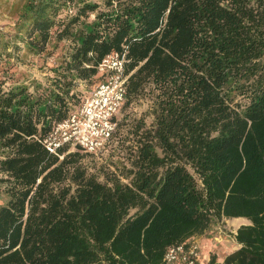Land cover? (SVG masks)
I'll return each mask as SVG.
<instances>
[{
  "label": "trees",
  "instance_id": "1",
  "mask_svg": "<svg viewBox=\"0 0 264 264\" xmlns=\"http://www.w3.org/2000/svg\"><path fill=\"white\" fill-rule=\"evenodd\" d=\"M13 21L0 31V264H163L169 245L240 217L238 248L204 264H264V0H22ZM21 50L58 53L48 86L15 78ZM123 51L122 108L148 88L152 117L102 182L84 152L39 139L80 105L75 80L95 87Z\"/></svg>",
  "mask_w": 264,
  "mask_h": 264
},
{
  "label": "rangeland",
  "instance_id": "2",
  "mask_svg": "<svg viewBox=\"0 0 264 264\" xmlns=\"http://www.w3.org/2000/svg\"><path fill=\"white\" fill-rule=\"evenodd\" d=\"M101 2V1H99ZM22 0H0V31L11 32L13 26V15L16 11H19ZM76 7L71 6L70 9H65L62 16L73 14ZM94 18L92 14H89V18ZM64 51L67 50L68 41L64 42ZM64 43H59L57 52L61 51ZM63 51V49H62ZM67 54V53H66ZM64 57L67 58V55ZM19 57L13 60V65L16 69L14 76L20 83L30 85V89H34L38 83L43 86H48L52 81L53 72L51 66L57 61L58 53L53 55H38L33 52H26L21 50L18 53ZM59 58L58 61H62ZM102 78V77H101ZM91 79L81 80L77 79L74 82V92L82 99L94 88L90 83ZM11 82L8 80L5 85H9ZM144 90L142 95L136 98L128 106L122 108L118 113L119 121H121V127L116 131L117 135L106 145L104 149L96 154L83 153L81 158V165L86 171V175L95 176L102 182L109 181L114 175H118L120 170L124 167H128L132 151L135 148L134 135L131 127L136 122L146 120L148 124L151 120V107L153 105L152 92ZM81 99V101H82ZM81 103V102H80ZM68 152L76 150L74 147H66ZM8 151L0 147V155L6 154ZM62 157V156H61ZM2 177V174H0ZM5 177V176H4ZM69 183L67 178L61 185V187ZM9 182L0 181V203L6 197V189ZM235 219H219L214 221L209 229L201 235L195 236L193 239L199 246V262L204 264L205 257L203 254H207V258L212 253H221L222 250L218 247L221 241L224 239H230L232 230L236 227L233 224ZM223 239V240H222ZM209 244V247L207 246ZM224 253V252H222Z\"/></svg>",
  "mask_w": 264,
  "mask_h": 264
},
{
  "label": "built area",
  "instance_id": "3",
  "mask_svg": "<svg viewBox=\"0 0 264 264\" xmlns=\"http://www.w3.org/2000/svg\"><path fill=\"white\" fill-rule=\"evenodd\" d=\"M126 52H111L99 63L103 76L68 116L55 124L39 139L55 155L61 147H74L81 152L96 154L111 141L117 128L126 93L128 75L125 73ZM68 151V149H67ZM163 264H199V246L191 238L166 248Z\"/></svg>",
  "mask_w": 264,
  "mask_h": 264
},
{
  "label": "crops",
  "instance_id": "4",
  "mask_svg": "<svg viewBox=\"0 0 264 264\" xmlns=\"http://www.w3.org/2000/svg\"><path fill=\"white\" fill-rule=\"evenodd\" d=\"M232 219H235L234 223L236 225V227L232 230V235H231V238L230 239H222L223 241H221V244L218 245V247L220 248V250H222V252L224 253H216L217 257L219 260H223L224 256L229 253L230 251H233L235 250L236 248H238V244L235 242L234 240V233L236 232V229L242 225V224H245L247 223V220L245 218H232ZM207 246L209 247V244H207ZM205 257V258H204ZM203 258L205 259V261L203 263H205L209 257L207 258V254H203ZM200 264V262H199Z\"/></svg>",
  "mask_w": 264,
  "mask_h": 264
}]
</instances>
